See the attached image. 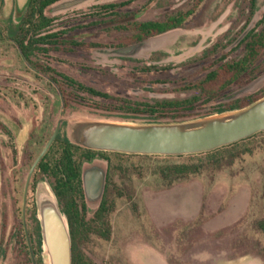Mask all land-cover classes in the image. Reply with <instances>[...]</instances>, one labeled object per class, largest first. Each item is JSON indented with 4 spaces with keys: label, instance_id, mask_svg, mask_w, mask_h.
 I'll return each instance as SVG.
<instances>
[{
    "label": "rangeland",
    "instance_id": "374dc122",
    "mask_svg": "<svg viewBox=\"0 0 264 264\" xmlns=\"http://www.w3.org/2000/svg\"><path fill=\"white\" fill-rule=\"evenodd\" d=\"M250 1L62 0L45 11L52 20L48 33L57 34L59 43L49 46L47 54H36L34 72L6 40L24 8L18 9L16 0H0V264H35L36 204L38 198L52 196L51 181L36 177L29 197L36 213L32 206L26 223L21 222L22 189L59 121L73 142L74 128L86 123L192 124L233 115L241 110L215 112L228 102L260 96L264 55L253 75L213 98L202 97L192 109L157 107L199 96L191 85L224 62L241 58L244 36L260 29L264 15V0H255L254 11ZM192 8L182 28L144 40L146 47L133 56L114 53L137 44L133 23L163 21ZM46 67L97 94L68 87ZM232 150L247 152L229 162ZM197 155L109 154L110 164L124 170L111 174L123 193L113 199L109 237L90 235L79 246L83 255L93 264H264L258 227L264 214V134L222 151L219 165ZM180 163L203 168L170 187L155 174L160 165ZM92 164L105 168L100 159ZM84 205V221L89 222L98 205Z\"/></svg>",
    "mask_w": 264,
    "mask_h": 264
},
{
    "label": "trees",
    "instance_id": "16d2710c",
    "mask_svg": "<svg viewBox=\"0 0 264 264\" xmlns=\"http://www.w3.org/2000/svg\"><path fill=\"white\" fill-rule=\"evenodd\" d=\"M59 1L61 0H29L20 17L18 25L9 37L6 38L7 41L11 42L15 46L21 61L34 72L38 70L37 64L39 63L36 61L34 62L36 54H47L48 48H46V46L59 42L55 40L57 34H44L51 24V20L45 17L44 12L47 8ZM149 1L152 2L154 0ZM201 2H203V0H197V4ZM250 6L252 11H254L255 0L250 1ZM110 7L112 8V6ZM193 12L194 8L186 12H178L170 15L163 21L133 23L131 25L134 33L132 35V41L133 43H140L152 36L162 35L169 31L180 29ZM115 15L119 16L117 13H115ZM260 25L261 27L259 30H252L244 36L242 40L243 55L241 58L234 61L224 62L218 69L209 72L198 83L190 86L192 90L199 92V96L182 101H165L159 103L157 107L160 110L192 109L194 104L199 102L202 97L213 98L242 78L253 75L256 72V69H253V67L264 55V15L260 21ZM45 71L61 78L62 82L70 88H76L80 91L89 92L90 94H97L92 90L86 89L82 85L74 82L68 77L56 73L50 67H46ZM49 82L54 84V81ZM259 94L260 96L257 98L248 97L221 105L218 107L215 114L220 115L227 112L242 110L243 108L254 104L264 97V87ZM155 108H150L149 112L154 113ZM258 134H264V132L257 133L249 138L221 147L211 152L196 155L200 157H208L212 159L213 163H217L219 165V154L222 151L234 148L238 146L239 143L249 140ZM234 151L235 150H232L229 155V162H233L234 159L247 152V150L240 152ZM94 153V151L71 144L63 137L62 139L57 140L56 144L52 145L38 166V174L45 175L55 182L53 187L54 193L60 205L61 212L65 215L68 223L71 242V264H93L83 255L79 246L92 234H98L104 239L109 237L108 216L112 209L113 199L120 197L123 193L122 188L114 183L111 176V183L106 187L102 199L93 214V218L89 222L84 221L85 205L81 190L80 165L82 160L90 159ZM106 154L114 156L122 155L119 153ZM165 157L171 158L172 156ZM110 165L111 171L113 170L111 173L112 175L114 172H119L120 175L124 173L121 164L116 163V165H114V163H111ZM202 168L201 164L193 163L164 164L157 167L155 174L159 177L163 184L170 187L173 183L179 180L198 174ZM262 190L264 200V183ZM35 222L36 223H34L33 229L37 238V253H34L36 255L34 263L42 264L40 227L37 219H35ZM258 227L264 237V214L262 219L258 222ZM261 260L264 262V257H262Z\"/></svg>",
    "mask_w": 264,
    "mask_h": 264
},
{
    "label": "water",
    "instance_id": "95a60500",
    "mask_svg": "<svg viewBox=\"0 0 264 264\" xmlns=\"http://www.w3.org/2000/svg\"><path fill=\"white\" fill-rule=\"evenodd\" d=\"M29 0H16L18 9L25 10ZM63 7V5H60ZM142 41L116 50L122 56H133L146 47ZM264 132V99L223 118H211L192 124H150L129 126L111 123H86L74 128L73 142L85 149L127 155L183 156L211 152ZM57 130L34 162L28 180L50 147ZM89 199L97 200L103 191L104 173L87 172L83 177ZM42 253L47 264H71V242L68 223L55 196L37 200ZM29 253L31 245L25 230Z\"/></svg>",
    "mask_w": 264,
    "mask_h": 264
},
{
    "label": "flooded vegetation",
    "instance_id": "af4514ba",
    "mask_svg": "<svg viewBox=\"0 0 264 264\" xmlns=\"http://www.w3.org/2000/svg\"><path fill=\"white\" fill-rule=\"evenodd\" d=\"M62 1V0H61ZM61 1H59V2H57V3H60ZM56 3V4H57ZM55 5V4H54ZM53 6V5H52ZM51 7V6H50ZM48 9V8H47ZM46 9V10H47ZM45 10V11H46ZM44 15H45V12H44ZM46 17V16H45ZM46 18H48V17H46ZM48 19H50V18H48ZM51 20V19H50ZM51 24H52V20H51ZM51 24H50V26L48 27V29L51 27ZM48 29L45 31V35L47 34V35H50V33H48ZM57 37H58V35H57ZM57 37L55 38V40H57L58 41V39H57ZM59 42H57L55 45H57ZM51 45H54V44H49L48 46H46V48H48L49 46H51ZM93 46H95V45H93ZM19 55V54H18ZM63 123L61 122V121H59L58 123H57V125L55 126V128L52 130V132H51V134L49 135V138L47 139V141L45 142V144H44V147L46 146V144L48 143V141L50 140V138L53 136V134H54V132L57 130V133H56V135H55V138H54V140L52 141V143H51V145H50V147L48 148V150L52 147V145H54V144H56V142H57V140H60V139H62L63 137L64 138H66L71 144H73V145H76V146H78V147H81V146H79V145H77V144H75L74 142H71L68 138H67V136L65 135V134H63L62 133V131H61V125H62ZM33 136H35L36 137V134H34V135H32V138H33ZM44 147H43V149H44ZM83 148V147H82ZM42 149V150H43ZM85 149V148H84ZM48 150H47V152H48ZM88 150V149H87ZM91 151H94L95 153L92 155V157L90 158V159H84V160H82L81 161V165H80V181H81V190H82V197H83V202L84 203H97V205H99V203H100V201H101V199H102V196H103V194H104V192H105V190H106V187L108 186V185H110V183H111V169H110V159H109V154H106V153H112V152H105V151H95V150H91ZM46 152V153H47ZM41 153V152H40ZM45 153V154H46ZM44 154V155H45ZM40 155V154H39ZM38 155V156H39ZM44 155H43V157H44ZM42 157V158H43ZM38 158V157H37ZM36 158V159H37ZM42 158L38 161V163L36 164V166H35V168H34V170H33V172H32V174H31V176H30V178H29V180H28V183H27V178H28V174H29V172H30V170H31V168H32V166H33V164H34V162L36 161V159L34 160V162H33V164L31 165V167H30V169H29V171H28V173H27V176H26V179H25V183H24V186H23V189H22V208H21V212H22V214H21V218H22V223H26V221H27V219H26V216H27V213L26 212H28V210L30 209V208H32V206L34 207V212L36 213V209H35V206L34 205H29V197H30V194L33 192V190L35 189V186H36V183H37V179H36V177L37 176H41V177H47V176H45V175H41V174H38V172H39V168H38V166H39V164H40V161L42 160ZM96 159H100L101 161H103L104 163H105V168H103V167H100V166H97V165H93L92 163H93V161L94 160H96ZM94 170H98V171H101V172H103L104 173V186H103V191H102V194H101V196L97 199V200H92V199H89V197H87V195H86V193H85V190H84V184H83V177H84V175L87 173V172H90V171H94ZM48 178V177H47ZM50 179V181H51V185H50V188H51V191H52V193H53V195L55 196V193H54V189H53V187H54V185H55V182H54V180H52L51 178H49ZM55 198H56V196H55ZM56 200H57V198H56ZM57 203H58V200H57ZM34 204H35V202H34ZM58 205H59V203H58ZM59 208H60V205H59ZM61 210V209H60ZM35 219H37V221H38V218H37V216L36 215H34V223H36L35 222ZM38 223H39V221H38Z\"/></svg>",
    "mask_w": 264,
    "mask_h": 264
}]
</instances>
